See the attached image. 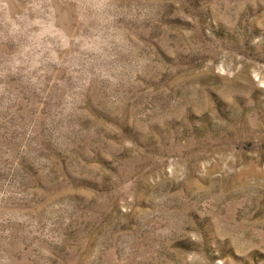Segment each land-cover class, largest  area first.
<instances>
[{"label": "rangeland", "instance_id": "374dc122", "mask_svg": "<svg viewBox=\"0 0 264 264\" xmlns=\"http://www.w3.org/2000/svg\"><path fill=\"white\" fill-rule=\"evenodd\" d=\"M0 264H264V0H0Z\"/></svg>", "mask_w": 264, "mask_h": 264}]
</instances>
